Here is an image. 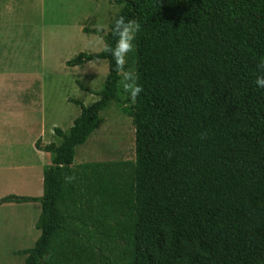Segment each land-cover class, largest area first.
<instances>
[{
    "label": "trees",
    "instance_id": "obj_1",
    "mask_svg": "<svg viewBox=\"0 0 264 264\" xmlns=\"http://www.w3.org/2000/svg\"><path fill=\"white\" fill-rule=\"evenodd\" d=\"M119 3L103 38L115 46L121 16L140 23L127 62L143 92L123 108L136 160L75 165L101 114L120 104V77L104 50L68 61H107L109 73L92 105L70 100L81 114L68 132L55 128L61 143L38 145L51 155L43 196L0 201L41 204V236L17 254L25 264H264V89L254 83L264 0Z\"/></svg>",
    "mask_w": 264,
    "mask_h": 264
},
{
    "label": "rangeland",
    "instance_id": "obj_2",
    "mask_svg": "<svg viewBox=\"0 0 264 264\" xmlns=\"http://www.w3.org/2000/svg\"><path fill=\"white\" fill-rule=\"evenodd\" d=\"M119 1L0 0V198L43 196L51 155L38 145L61 143L55 128L68 132L81 114L70 100L92 105L109 73L107 61L76 68L67 62L104 50L95 25H107L102 35L108 34L123 8ZM119 99L101 114L89 141L77 148L75 165L136 160V128L123 111L136 104ZM41 210L37 202L0 207V264H25L26 258L14 251L35 247Z\"/></svg>",
    "mask_w": 264,
    "mask_h": 264
},
{
    "label": "clouds",
    "instance_id": "obj_3",
    "mask_svg": "<svg viewBox=\"0 0 264 264\" xmlns=\"http://www.w3.org/2000/svg\"><path fill=\"white\" fill-rule=\"evenodd\" d=\"M140 23L135 19H125L123 16L115 20L114 26L111 28L113 36L116 38L115 46L108 45L103 35L98 36L99 43L103 45L106 51L114 61L115 72L120 77L117 87L122 89L121 98L130 104H136L140 94L143 92L142 86L139 84V77L135 69L127 67V57L129 53L134 51V41L140 31ZM98 34H104L109 29L108 26L98 22L95 25ZM92 63V62H91ZM257 75L254 83L259 89H264V58L257 64ZM207 133H201V138H206ZM64 182L70 184L75 180L74 175H64ZM46 259V257H45Z\"/></svg>",
    "mask_w": 264,
    "mask_h": 264
},
{
    "label": "crops",
    "instance_id": "obj_4",
    "mask_svg": "<svg viewBox=\"0 0 264 264\" xmlns=\"http://www.w3.org/2000/svg\"><path fill=\"white\" fill-rule=\"evenodd\" d=\"M32 148H33V154H34V150H35V140L33 141V145H32ZM10 196V195H9ZM16 196H19V195H16ZM7 197V196H6ZM20 197H32V196H20ZM5 197H1L0 198V201L2 200V199H4ZM5 204H17V203H3V204H0V207H2L3 205H5ZM22 204H30V203H22ZM20 251H24V250H15L14 252H15V254L14 255H16L18 252H20ZM24 256V255H23ZM25 258H26V256H24Z\"/></svg>",
    "mask_w": 264,
    "mask_h": 264
}]
</instances>
